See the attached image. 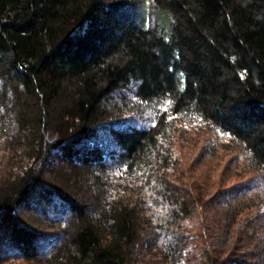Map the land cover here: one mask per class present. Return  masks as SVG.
<instances>
[{"label": "trees", "instance_id": "1", "mask_svg": "<svg viewBox=\"0 0 264 264\" xmlns=\"http://www.w3.org/2000/svg\"><path fill=\"white\" fill-rule=\"evenodd\" d=\"M166 115L226 135L264 183V0H0V166L19 167L0 239L44 264L188 256L199 200L165 177ZM254 250L207 262L264 264Z\"/></svg>", "mask_w": 264, "mask_h": 264}, {"label": "rangeland", "instance_id": "2", "mask_svg": "<svg viewBox=\"0 0 264 264\" xmlns=\"http://www.w3.org/2000/svg\"><path fill=\"white\" fill-rule=\"evenodd\" d=\"M144 109L150 113L148 107ZM165 117L168 125L166 148L172 158L165 177L195 201L199 200L182 224L187 234L194 237L190 246L195 248L188 256L172 262L158 254L159 245V249L139 245L135 247L130 264H208L207 256L223 261L242 258L253 248L256 251L264 244V183L247 155L226 135L197 121ZM147 120L151 126L156 123L153 118ZM46 139L54 141L50 135ZM9 169L12 175L19 171V167ZM3 171L7 172L0 166V172ZM230 190L240 193L228 202L225 193ZM23 220L30 224L34 216L24 213ZM37 243L42 249L40 257L46 259L50 247L40 240ZM12 246L8 235L0 239V264H44L24 260Z\"/></svg>", "mask_w": 264, "mask_h": 264}]
</instances>
